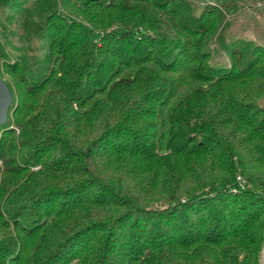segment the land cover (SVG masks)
Instances as JSON below:
<instances>
[{
	"label": "trees",
	"instance_id": "obj_1",
	"mask_svg": "<svg viewBox=\"0 0 264 264\" xmlns=\"http://www.w3.org/2000/svg\"><path fill=\"white\" fill-rule=\"evenodd\" d=\"M236 6L0 0V264H261L264 46L227 38Z\"/></svg>",
	"mask_w": 264,
	"mask_h": 264
},
{
	"label": "rangeland",
	"instance_id": "obj_2",
	"mask_svg": "<svg viewBox=\"0 0 264 264\" xmlns=\"http://www.w3.org/2000/svg\"><path fill=\"white\" fill-rule=\"evenodd\" d=\"M189 1L196 12L205 4L214 2V0ZM236 3V9L227 15V19L231 22L227 30V38H247L264 46V0H236ZM12 42L17 43L14 38ZM6 48L9 52H15L9 46ZM219 59L226 60V57L221 55ZM259 260L261 264H264V242L262 243Z\"/></svg>",
	"mask_w": 264,
	"mask_h": 264
},
{
	"label": "water",
	"instance_id": "obj_3",
	"mask_svg": "<svg viewBox=\"0 0 264 264\" xmlns=\"http://www.w3.org/2000/svg\"><path fill=\"white\" fill-rule=\"evenodd\" d=\"M11 94L5 81L0 77V126L6 121V111L11 104Z\"/></svg>",
	"mask_w": 264,
	"mask_h": 264
}]
</instances>
